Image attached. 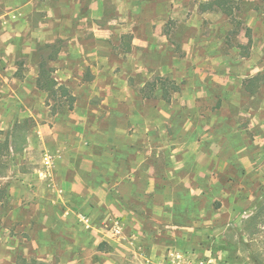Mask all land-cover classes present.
<instances>
[{
    "label": "rangeland",
    "instance_id": "1",
    "mask_svg": "<svg viewBox=\"0 0 264 264\" xmlns=\"http://www.w3.org/2000/svg\"><path fill=\"white\" fill-rule=\"evenodd\" d=\"M212 1L0 0V264H264V0ZM131 109L173 178L163 154L143 201L69 189L60 140Z\"/></svg>",
    "mask_w": 264,
    "mask_h": 264
},
{
    "label": "crops",
    "instance_id": "2",
    "mask_svg": "<svg viewBox=\"0 0 264 264\" xmlns=\"http://www.w3.org/2000/svg\"><path fill=\"white\" fill-rule=\"evenodd\" d=\"M58 86L62 85L58 84ZM88 86L91 89L97 88L94 82ZM104 89L108 90V86ZM108 97L110 94L106 92L101 99L102 104L107 103ZM96 109L89 106V108L85 107L84 111L75 112L82 120L88 112L94 114ZM93 117L98 118L96 114ZM160 119L162 115L152 118L138 109H131L124 117H119V123L116 120L106 129H96L91 125L90 133L84 131L85 125H79L75 132L59 142L60 147L64 149L61 155L63 159L60 162L65 163L68 172L71 171L62 181L69 189L81 196L89 197L91 192L106 194L105 199L101 196L103 202L109 201L107 197L109 190L103 188L107 186L127 187L132 193L137 191L136 186H142L139 194L142 201L149 194L153 193L156 196L155 188L160 184L157 182L156 171L159 169L157 165L161 155L166 154L171 163L169 168L165 169L167 178H173V170L178 168L174 156L177 147L164 142V135L169 133L158 124L162 122ZM45 145L47 147V143ZM85 172L96 175L94 178L97 180L90 181L84 176L87 175ZM161 172L160 176L164 174L163 170ZM71 177L73 179L68 180ZM105 177H111L112 180H107ZM161 210L162 206L155 205L152 208L153 217L162 215Z\"/></svg>",
    "mask_w": 264,
    "mask_h": 264
},
{
    "label": "trees",
    "instance_id": "3",
    "mask_svg": "<svg viewBox=\"0 0 264 264\" xmlns=\"http://www.w3.org/2000/svg\"><path fill=\"white\" fill-rule=\"evenodd\" d=\"M226 0H213L210 5H207L206 9H212L214 5L222 6V3H225ZM56 81L54 78L51 76L50 69L46 66V62H41L40 63V68H39V73L36 79V86L43 91L46 92H54L55 86H56ZM59 89L65 90L64 87L59 86ZM69 109L72 108V104L69 103L68 105ZM37 262V261H35ZM35 264H41L39 262Z\"/></svg>",
    "mask_w": 264,
    "mask_h": 264
}]
</instances>
